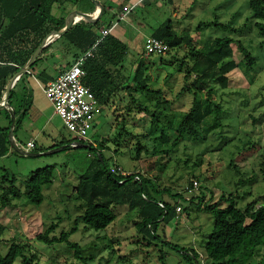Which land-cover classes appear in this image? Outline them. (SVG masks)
<instances>
[{
  "label": "rangeland",
  "instance_id": "1",
  "mask_svg": "<svg viewBox=\"0 0 264 264\" xmlns=\"http://www.w3.org/2000/svg\"><path fill=\"white\" fill-rule=\"evenodd\" d=\"M107 1L116 14L105 13L100 27L117 23L112 34L128 45L124 63L128 68L132 66L130 60L136 64L142 57L145 38L151 35L152 29L164 23H169L176 32L188 31L196 47L209 39H238L255 63L246 70L242 53L236 44H232V60L236 68L228 74V87L221 90L214 85V99L222 105V124L205 139L194 141L186 137L176 141L177 135L171 129L169 120L187 112L193 100L191 93L182 91L184 75L191 62L188 55L183 66L180 62L188 48L184 45L178 53L170 50L162 55L163 63H159V55L144 56L150 88L160 89L170 103L167 107L158 106L152 95L147 96L152 101L148 103L151 108L160 107L167 115L160 118L159 128L152 126L149 114L134 106L137 98L132 101L119 91L101 106L100 113L89 122L88 139L93 147L104 143L106 147H102L101 152L110 169L118 167L127 174L140 173L142 177L150 178L160 190V193L149 191L150 195L171 203L175 200L182 210L168 222L159 223L154 229V236H143L137 233L134 226L138 207L128 202L113 208L116 218L104 231L83 232L81 225L77 224L70 238L81 246L83 256L92 257L87 260L89 264H190L184 259L183 248L195 250L199 263L210 264L200 245L206 243L213 221L202 207L203 203L195 198L203 197L204 202H216L224 194L231 196L241 208L251 201L264 203V38L253 26L249 0H173L171 3L167 0H141V4L132 7L123 18H119V14L126 10L120 9L118 0ZM84 2L89 3L88 0ZM64 9L65 15L73 10L70 5ZM60 12V9L54 10L56 15H61ZM216 23L228 27L223 28ZM198 26H201L200 30H196ZM51 44L53 55L47 59L49 64L59 57L63 58L64 64L73 63L78 52L75 47L62 38L53 40ZM48 71L52 72V69ZM25 84L31 94L29 114L36 126L41 125L43 130L39 145L42 144L41 138L42 145L51 144V138L58 143L62 138L73 142L74 135L64 127L59 117H52L49 122V115L54 113V109L41 85L33 76L25 79ZM199 96L203 98L204 93H199ZM143 98V95L138 96L139 101ZM6 125L2 108L0 126ZM30 129L33 131L36 128L31 126L17 132L20 141L28 139ZM49 136L51 138L48 139ZM60 146L65 147L50 154L25 156L14 151L0 159V175L7 173L9 177H15V186L21 190L33 171L54 166L53 183L43 187L41 204L36 205L22 198L0 209V224L5 228L4 234L0 235V256L6 254L15 240L37 250L43 264L77 262L66 244L45 246L36 241V235L51 223L56 224L54 234L69 231L74 226L76 213H79L72 193L79 175L89 162L87 148H71L65 144L54 148ZM139 147L141 149L136 157ZM42 149L41 152L34 149L27 151L46 152L45 148ZM188 180L198 181L194 195L183 192L182 197L172 200L171 196L181 192ZM191 196H195L193 204L188 201ZM251 260L245 264H257L264 260V247ZM191 263L198 264L193 258Z\"/></svg>",
  "mask_w": 264,
  "mask_h": 264
},
{
  "label": "trees",
  "instance_id": "2",
  "mask_svg": "<svg viewBox=\"0 0 264 264\" xmlns=\"http://www.w3.org/2000/svg\"><path fill=\"white\" fill-rule=\"evenodd\" d=\"M88 1L89 3H85L84 0H0V102L9 81L27 63L42 40L47 35L58 33L63 28L64 7L70 5L73 10H79L91 16L96 7L94 4L92 6L91 0ZM167 1L171 3L173 0ZM102 5L101 17L108 12L106 4ZM248 5L252 14L253 26L258 35L264 38V0H249ZM79 6L85 10L79 9ZM57 9L61 10V15L54 13ZM101 17L94 24L78 20L60 37L78 51L74 55V60L85 54L100 37ZM216 25L223 28L228 27L220 23ZM200 29L201 26L196 28V30ZM149 36L164 41L168 45L166 53L170 50H176L178 53L182 46H187V54L182 58L180 66H183L187 55L191 63L184 75L185 83L182 91L191 93L193 100L189 110L180 113L177 118L172 117L169 125L177 135L176 141L184 140L186 137L194 141L205 139L211 131L222 124V105L214 99V85L221 90L228 87V74L236 68V63L232 60V44H236L242 53L246 70L255 63L254 58L240 40L231 37L209 39L196 47L193 36L188 31L176 32L169 23L161 24ZM47 50L48 48H44L37 55L30 66V73L21 76L9 92L8 104L13 108L16 116L13 129L14 138L32 104L25 79L31 73L33 74L35 68H38L42 61V54ZM127 52V44L112 33L108 34L95 47L93 56L87 57L81 66L84 72L81 82L94 94L100 111L102 105L107 104L117 92L122 91L132 101L137 98V102H133L134 106L141 112L149 114L153 120L152 126L159 128L160 118L167 115L160 107L151 108L148 103L152 101L147 96L152 95L158 106L167 107L170 103L162 96L160 89L153 90L148 83L146 58L156 54L146 56L144 45L142 57L136 64L134 60H130L132 66L128 68L124 64ZM162 55H159V63L164 62ZM44 73L45 71L41 70L37 77L46 84L53 78ZM199 93H204V97L200 98ZM139 95L144 96L142 101H139ZM3 111L7 125L0 126V159L9 153H14L10 149L8 139L10 114L6 109ZM63 144L69 147L71 140L66 141L62 138L57 145L44 150L47 151ZM88 146L89 162L79 175L72 193L79 211L74 218V226L69 231L54 234L56 224L51 223L43 232L36 235V241L45 246L56 243L66 244L72 251L74 259L77 260L73 264H89L87 260L92 258L83 256L81 246L70 238V235L76 231L77 224L81 225L83 232L104 231L116 218L113 208L129 202L132 206L138 207L137 219L134 221L137 233L143 236H154V229L159 223L168 222L176 216V207L179 203L175 202L174 198L182 197V193L177 192L171 196L174 200L172 203L154 199L149 191L160 193V190L158 186L152 184L150 178L142 177L140 173L123 176L112 171L101 152V148L106 147L104 143L98 147H93L92 144ZM140 149L141 147L137 149L136 157ZM34 150L41 152L43 149L34 147ZM53 170L54 166L51 165L33 171L24 182L22 190L15 186V177H9L7 173L0 175V209L11 205L13 200L22 198L36 205L41 204L44 199L43 187H48L53 183ZM135 176H138L139 180H135ZM187 182L191 183L190 180ZM194 197H189V203L193 204ZM195 199L203 203L202 207L210 214L213 221L206 243L200 245L205 251V258L210 259V264H245L252 261L254 255L264 247V203L251 201L241 208L231 196L224 194L216 202H204L203 197ZM4 232L5 228L0 224V235ZM13 241L6 254L0 256V264H14L15 262L17 264H43L41 255L37 250H33L32 246ZM110 243L112 244V240ZM183 251L184 259L190 264H192L191 258L201 264L195 250L183 248ZM257 264H264V260Z\"/></svg>",
  "mask_w": 264,
  "mask_h": 264
},
{
  "label": "built area",
  "instance_id": "3",
  "mask_svg": "<svg viewBox=\"0 0 264 264\" xmlns=\"http://www.w3.org/2000/svg\"><path fill=\"white\" fill-rule=\"evenodd\" d=\"M126 11L121 14L123 18ZM117 23H112L109 27L100 28V37L92 45V47L85 52V54L77 57L73 63L64 69L54 80L41 85V88L53 106L54 113L61 119L64 127L74 135V141L71 142L70 147H80L82 144H92L88 139L89 122L93 119L94 115L100 113L97 100L91 90L86 87L82 82L84 72L81 68L87 57L93 56V51L98 43L116 27ZM145 55L165 54L168 50V45L155 37L147 36L145 38ZM30 73V72H28ZM24 150H32L35 145L33 142H28L24 147L19 145ZM118 172L123 176L129 175L120 170L118 167L111 169ZM135 180H139L135 176ZM198 188V181L191 180V183L185 185L181 193L187 195H194ZM161 205V204H160ZM181 206L176 207V214H180Z\"/></svg>",
  "mask_w": 264,
  "mask_h": 264
},
{
  "label": "water",
  "instance_id": "4",
  "mask_svg": "<svg viewBox=\"0 0 264 264\" xmlns=\"http://www.w3.org/2000/svg\"><path fill=\"white\" fill-rule=\"evenodd\" d=\"M91 1L93 2V4L96 7V10H95L93 15L88 16L85 13L78 11V10H72L70 13H68L64 19L63 28L58 33H51V34L47 35L42 40V42L40 43L38 48L31 54L27 63L20 69V71L17 74H15L12 77V79L7 84L5 92H4L3 97L1 99V102H0V108L6 109L10 114V126L8 129V139H9L10 149L12 151H15V152L20 153V154L25 155V156H39V155L54 153V152L61 150L62 148L65 147V146H60L56 149L53 148V149H50V150H48L46 152H42V153H31V152H28V151L24 150L23 148H21L19 146V144L15 141V138L13 135V129H14V125H15L16 116H15V112H14L13 108H11L8 104V95H9L11 88L15 84V82L21 76H24L26 73L29 72L30 66L33 63V61L35 60V58L37 57V55L40 54L41 51L44 48H46L53 40L60 38L73 25V24H71V19L73 18V16L77 15L79 20H82L83 22H85L87 24H94L99 20V18L102 15L103 5L98 0H91ZM80 147H85L87 149L89 148V146L87 144H82V145H80Z\"/></svg>",
  "mask_w": 264,
  "mask_h": 264
},
{
  "label": "crops",
  "instance_id": "5",
  "mask_svg": "<svg viewBox=\"0 0 264 264\" xmlns=\"http://www.w3.org/2000/svg\"><path fill=\"white\" fill-rule=\"evenodd\" d=\"M144 1V0H143ZM101 4L105 3L106 6H107V10L109 13H111L112 15H115L116 12L113 11V6L111 5H108V1L107 0H104V2L102 1H99ZM141 4V0H118V3L117 5L120 7V9L124 8V9H128V10H132L136 5H140ZM133 7V8H132ZM121 12L119 14V18L121 16ZM65 15V14H64ZM67 15V14H66ZM65 15V17H66ZM117 28V27H116ZM114 30V29H113ZM112 30V31H113ZM154 29H152L151 31V34L153 32ZM111 31V33H112ZM116 36V35H115ZM120 39V38H119ZM124 42V41H123ZM126 44V43H125ZM51 43L46 47L48 48V50L42 54V61H41V64L38 66V68H35V70H33V74L31 73L30 76H33L36 83L40 86V85H43V83L38 79L37 77V74L39 72H41V70H44L45 73L44 74H47V76H51L53 79L49 80V81H52L54 80L68 65L70 64H64V62L62 61L63 58L59 57L57 59V61H55L53 64H49L47 62V59L49 57H52L53 55V49L51 48ZM52 69V72H49L48 70L49 69ZM48 81V82H49ZM27 86V85H26ZM32 105V104H31ZM37 115H39V117H42L40 113H38ZM56 114L52 113L51 115H49V122L51 120L52 117H55L54 119H56ZM58 117V116H57ZM48 120V119H47ZM36 122L34 120V118L29 114V110H28V115L22 120V124H21V127L19 130H22L23 128H29V127H34L36 129H30L31 130V133H30V136L28 137V139H26L25 141H20V139L18 138V135H16V138H15V141L18 143V144H21L22 146H25L28 142H33L34 145H35V149H37L38 147H42V148H50L51 146L53 145H57L58 142L54 139V138H51L50 136L48 137L51 138V144H47V145H42L44 144L43 143V138L42 139V144L39 145V141L40 140L39 138L41 137L40 135L43 133V130L40 128V126L38 127V125L36 126ZM29 126V127H27ZM18 130V132H19ZM45 138L46 135H44ZM48 151V150H47Z\"/></svg>",
  "mask_w": 264,
  "mask_h": 264
},
{
  "label": "bare ground",
  "instance_id": "6",
  "mask_svg": "<svg viewBox=\"0 0 264 264\" xmlns=\"http://www.w3.org/2000/svg\"><path fill=\"white\" fill-rule=\"evenodd\" d=\"M78 20L79 18L77 15L73 16V18L71 19V24H75Z\"/></svg>",
  "mask_w": 264,
  "mask_h": 264
},
{
  "label": "clouds",
  "instance_id": "7",
  "mask_svg": "<svg viewBox=\"0 0 264 264\" xmlns=\"http://www.w3.org/2000/svg\"><path fill=\"white\" fill-rule=\"evenodd\" d=\"M88 145V144H87Z\"/></svg>",
  "mask_w": 264,
  "mask_h": 264
}]
</instances>
